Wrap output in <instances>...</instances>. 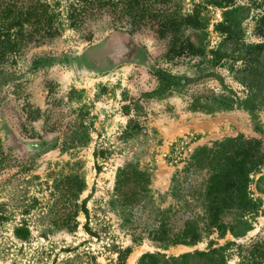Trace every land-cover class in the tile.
Returning a JSON list of instances; mask_svg holds the SVG:
<instances>
[{
  "label": "rangeland",
  "instance_id": "rangeland-1",
  "mask_svg": "<svg viewBox=\"0 0 264 264\" xmlns=\"http://www.w3.org/2000/svg\"><path fill=\"white\" fill-rule=\"evenodd\" d=\"M44 1L56 14L60 35L29 46L0 72V264H131L134 256L135 264H153L142 256L168 259L264 238V165L250 176L259 212L222 237L205 231L201 194L209 173L191 166L198 149L239 135L264 144V111L195 109L196 97L221 94L219 82L161 91L155 76L160 69L193 78L196 60L166 62L168 40L153 29L131 32L128 23L114 25L106 11L73 29L68 15L77 0ZM172 2L182 15L199 8L210 46L220 42L215 27L232 9L253 39L260 10L242 0L234 8L207 0ZM221 75L238 89L226 71ZM130 120L141 125L138 133L129 129ZM130 164L147 172L151 183L137 216L126 223L111 201L119 170ZM67 178L84 184L73 202L79 206L74 227L62 226L58 217L72 205L61 189ZM84 201L88 219L80 208ZM163 217L175 234L187 221L198 222L201 241L169 247L152 241L150 232ZM135 236L141 241L135 243ZM236 245L226 249V264H239Z\"/></svg>",
  "mask_w": 264,
  "mask_h": 264
},
{
  "label": "trees",
  "instance_id": "trees-1",
  "mask_svg": "<svg viewBox=\"0 0 264 264\" xmlns=\"http://www.w3.org/2000/svg\"><path fill=\"white\" fill-rule=\"evenodd\" d=\"M173 0H77L71 5L68 19L73 29H80L89 17L106 11L116 25L128 23L134 32L143 27L153 29L161 40H168V49L163 58L168 63L178 59L196 60L193 78L177 76L166 69H160L155 76L159 89L172 92L187 83L219 82L221 94L214 91L194 100V108L213 111L217 109L264 111V0H242L252 9L260 10L253 17V39H248L245 28L234 10L225 13L215 31L221 35L217 45L210 46L199 8L191 14L182 15ZM239 0H207L208 5L219 8H234ZM60 35L56 26V14L44 0H0V72L13 63L29 46H41ZM92 39L90 35L87 37ZM226 71L238 89L226 84L221 71ZM129 129L138 133L141 125L129 121ZM264 165V144L255 138L239 135L221 142L216 148L203 147L193 156L192 167L207 170L209 180L201 196L205 208V231L216 232L220 237L242 225L246 217L259 212V204L250 195V176ZM150 175L137 165H127L119 170L116 178L111 206L121 210L126 223L137 216L141 202L150 192ZM63 197L72 202L71 208L59 217L62 226L74 227L79 206L73 202L84 188L79 178L62 181ZM84 201L80 207L86 218L89 210ZM231 216L233 223L225 218ZM85 229L91 230L87 224ZM17 230L25 238L26 231ZM21 233V234H20ZM236 236H241L236 234ZM152 241L164 247L174 245L192 246L202 239V230L196 221H187L179 233H174L165 217L150 232ZM141 236H135L138 243ZM235 243L207 251H196L179 257L161 254H144L153 264H226L229 256L226 249ZM238 247L239 264L264 263V238L257 237Z\"/></svg>",
  "mask_w": 264,
  "mask_h": 264
},
{
  "label": "bare ground",
  "instance_id": "bare-ground-1",
  "mask_svg": "<svg viewBox=\"0 0 264 264\" xmlns=\"http://www.w3.org/2000/svg\"><path fill=\"white\" fill-rule=\"evenodd\" d=\"M138 256H134L133 259L131 260V264H135Z\"/></svg>",
  "mask_w": 264,
  "mask_h": 264
}]
</instances>
